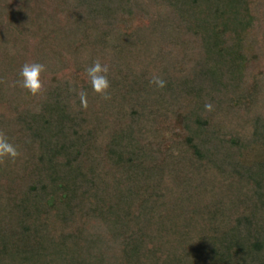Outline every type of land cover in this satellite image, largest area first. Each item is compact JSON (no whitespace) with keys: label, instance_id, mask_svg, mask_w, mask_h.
I'll return each mask as SVG.
<instances>
[{"label":"trees","instance_id":"obj_1","mask_svg":"<svg viewBox=\"0 0 264 264\" xmlns=\"http://www.w3.org/2000/svg\"><path fill=\"white\" fill-rule=\"evenodd\" d=\"M257 147L264 0H0V264H264Z\"/></svg>","mask_w":264,"mask_h":264},{"label":"rangeland","instance_id":"obj_2","mask_svg":"<svg viewBox=\"0 0 264 264\" xmlns=\"http://www.w3.org/2000/svg\"><path fill=\"white\" fill-rule=\"evenodd\" d=\"M178 122L175 121L172 125H177ZM254 151L252 152V155L249 156V161H262L263 160V155L264 151L263 148L257 147L256 149H253ZM256 150V151H255Z\"/></svg>","mask_w":264,"mask_h":264}]
</instances>
